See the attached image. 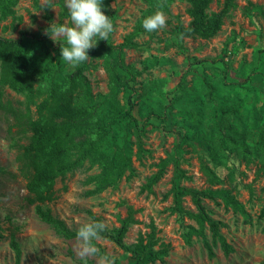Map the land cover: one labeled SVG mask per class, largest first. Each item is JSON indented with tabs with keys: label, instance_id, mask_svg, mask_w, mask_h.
<instances>
[{
	"label": "rangeland",
	"instance_id": "obj_1",
	"mask_svg": "<svg viewBox=\"0 0 264 264\" xmlns=\"http://www.w3.org/2000/svg\"><path fill=\"white\" fill-rule=\"evenodd\" d=\"M162 1L167 4L163 10L152 0H113L110 6H102L113 23L108 42L117 46L130 37L137 45L123 51L125 64L140 73L129 84L134 115L140 109L142 116L148 110L165 116V121L150 119L141 137V150L135 144L131 147L135 177L128 182L121 180L116 189L89 196L93 186L86 179L97 174L98 169L84 164L55 181L53 200L43 208L70 229L98 219L105 229L112 230L119 228L130 207L135 224L125 235L126 244L134 243L139 233H148L152 223L159 243L170 246L164 263L153 264H264V217H259L264 203V173H256L257 162L246 164L237 155L229 154L224 164H218L205 149L183 141L185 136L208 132L222 109H231L227 121L233 138L249 144L256 141L258 130L264 125V0H236L220 31L209 40L174 34L177 22H189L187 3ZM222 2L212 0L208 12L218 11ZM37 4L39 7H35L34 0H17L14 11L20 21L8 18L0 23V37L18 39L21 33L43 37L51 23L59 22L60 7L58 0H37ZM149 11L164 13L166 25L162 30H143L141 21ZM49 15L51 22L47 20ZM62 24L70 26L69 19L62 20ZM48 40L52 47L60 46L61 41ZM50 53L54 56L52 48ZM199 61H203L202 66L197 64ZM87 63L91 66L84 74L90 94L95 97L107 93L108 77L102 61L89 59ZM62 65L66 72L73 70L64 61ZM252 73H260L261 80L257 81ZM39 82L41 79L36 78L35 85ZM3 100L24 111V96L6 87ZM118 100L120 104L125 102L122 93ZM29 110L34 115V107L30 105ZM27 136L11 115L0 112V264H15L9 244L11 235L20 248L19 264H82L76 239L57 236L38 218L35 205L28 202L26 181L16 162ZM176 164L186 176L177 182L178 187L222 189L237 201L239 209L234 211L224 208L220 199L203 200L210 216L221 223L220 233L234 249L230 255L224 256L216 245L215 256L208 259L200 239L193 238L191 245L184 243L185 227L196 226L171 212L169 191ZM202 165L219 182L211 185ZM157 174L148 192L145 185ZM182 206L194 211L189 196L182 199ZM205 236L211 243L207 230ZM95 243L98 255L89 257L87 264H100V256L105 254L113 257L115 264L133 263L131 256L113 243L103 239Z\"/></svg>",
	"mask_w": 264,
	"mask_h": 264
},
{
	"label": "trees",
	"instance_id": "obj_2",
	"mask_svg": "<svg viewBox=\"0 0 264 264\" xmlns=\"http://www.w3.org/2000/svg\"><path fill=\"white\" fill-rule=\"evenodd\" d=\"M112 2L113 0H103L102 6H110ZM185 2L189 22L186 25L177 22L173 33L180 38L209 40L220 31L224 19L235 7L236 0H223L221 8L216 12H208L212 0ZM152 3L159 10L167 8V4L162 0H152ZM16 4L17 0H0V23L8 18L20 21V18L15 16ZM34 5L39 7L37 0H34ZM58 5L60 10L57 25L68 19L64 0H58ZM48 7H45V10ZM47 20L52 21L50 15ZM52 46L46 34L39 37L36 33H21L18 39L0 37V112L11 115L17 126L22 128V132L28 134L27 143L16 156L19 172L26 181L28 202L35 205L38 218L51 227L57 236L74 239L77 229L68 228L63 221L53 217L49 210L43 208L53 200L55 181L84 164L98 169L97 174L86 179V183L93 186L87 193L89 196L108 188L116 189L121 180L130 181L135 177L131 165V147L135 144L138 150H141V137L146 132L150 119L157 117L165 121V116L156 114L153 110H148L147 115L142 116L140 109L139 113L134 115L135 105L132 103L129 84L140 73L124 62V49L137 47L130 37L117 46L108 40L98 41L96 47L88 52L90 60L102 61L108 77L107 93L97 94L95 97L90 94L89 82L84 74L90 68V63L86 61L66 72L60 57L61 45L56 48ZM50 48L54 56L51 55ZM202 62L197 64L202 66ZM251 76H255L257 81L262 77L260 73H252ZM36 78L42 82L35 85ZM4 87L24 96V111L4 102ZM119 93L124 96L123 104L118 100ZM30 105L34 107V115L29 110ZM230 110L220 111V118L214 121L207 134L200 136V132L199 135L185 136L183 141L190 146L205 149L210 159L218 164H224L229 154L237 155L246 164L257 162L256 173L263 174L264 125L258 130L256 141L250 144L233 138L227 121ZM201 169L211 185L219 182L208 167L202 165ZM157 178L158 174L148 179L145 185L148 192ZM185 178V173L179 170L176 164L169 191L173 203L171 212L179 218L185 217L193 221L196 226L185 227L182 235L184 243L191 245L193 238L200 239L208 259L215 256L213 247L216 245L224 256L230 255L234 249L220 233L221 223L210 216L203 200L215 202L220 199L224 208L234 211L239 209L237 201L228 191L222 189L194 190L178 187L177 182ZM185 196L190 197L194 211L183 208L182 199ZM259 217H264V203ZM133 224V210L129 207L127 216L121 221L119 228L105 229L101 239L113 243L129 254L132 264L164 263L170 246L159 243L152 223L148 226L149 232L139 233L134 243L124 242L125 235ZM205 230L210 234L211 243L206 239ZM9 244L14 252L15 264H19L21 252L13 235L10 236ZM95 246L98 247L96 243Z\"/></svg>",
	"mask_w": 264,
	"mask_h": 264
},
{
	"label": "clouds",
	"instance_id": "obj_3",
	"mask_svg": "<svg viewBox=\"0 0 264 264\" xmlns=\"http://www.w3.org/2000/svg\"><path fill=\"white\" fill-rule=\"evenodd\" d=\"M103 0H64L70 26L51 23L45 34L60 43V57L70 67H77L89 60L88 51L95 48L98 41H107L113 32V23L102 10ZM166 18L162 11H156L144 17L141 27L146 33L162 30ZM105 225L99 221L85 222L78 227L75 239L78 243V256L82 264L87 259L98 255L95 241L101 239ZM100 264H115L113 257L100 256Z\"/></svg>",
	"mask_w": 264,
	"mask_h": 264
}]
</instances>
